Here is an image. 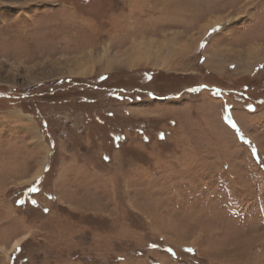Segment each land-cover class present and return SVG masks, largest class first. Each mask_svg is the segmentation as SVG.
<instances>
[{"label":"rangeland","instance_id":"obj_1","mask_svg":"<svg viewBox=\"0 0 264 264\" xmlns=\"http://www.w3.org/2000/svg\"><path fill=\"white\" fill-rule=\"evenodd\" d=\"M146 68L181 88L123 100L127 88L116 98L62 84L106 75L94 85L130 77L131 86ZM93 112L156 128L125 129L107 158L100 149L101 175L99 145L86 144V186L70 193L86 196V211L53 197L54 168L33 188L38 206L22 204L27 184L0 179V264H264V0H0L4 137L45 130L57 163L60 144L69 150L70 136L88 135ZM64 118L74 123L67 139L57 134ZM6 152L14 159L4 163L24 156L12 176L30 171L35 149Z\"/></svg>","mask_w":264,"mask_h":264},{"label":"crops","instance_id":"obj_2","mask_svg":"<svg viewBox=\"0 0 264 264\" xmlns=\"http://www.w3.org/2000/svg\"><path fill=\"white\" fill-rule=\"evenodd\" d=\"M98 65V62H97ZM4 124H2L3 127ZM10 126V127H9ZM6 128L11 129V125H9ZM16 135L20 136V134H24L22 136V139L17 137H4V133L1 132L0 128V164L3 166L4 171L0 173V179L3 180V183H7V179L10 178V180H21L23 183L30 185L32 183H35L37 181H40V178L46 174V171L48 172L47 166H48V160L50 155V145L45 139V135L43 131L41 130H34L31 129L29 131L27 130H16ZM83 135H80L77 137L70 136V140L75 146H71L69 150L65 149L64 146L60 144L59 146V160L57 164L54 167V174H53V197L56 199L57 202H60L64 205H67L72 210H75L76 208H84V211H86V204L80 205V202L78 200H81L86 202V196L84 197H78L71 196L70 193L72 190H78L82 187L86 186V144L90 145V139L88 135L86 134V130L82 133ZM16 139V140H14ZM32 143H29L31 142ZM24 143L31 146L33 149H35V160L32 165V168L30 171L23 176L14 177L11 175L12 173V166H21L23 162L24 156H15V159L18 160V163H4L2 161L3 157L10 156L12 157V153L6 152L10 151L12 148H19ZM100 146V144H97ZM99 146L93 147L94 155L96 159L95 167L97 168V172L99 175H101V172L104 167H101V161L98 160V156L100 155V149ZM101 147V146H100ZM80 150L79 153H82V155H78L77 152L74 150ZM81 156L82 158H80ZM14 159V158H13ZM89 163H93V161H88ZM43 165V166H42ZM94 167V164H93ZM7 171V172H6ZM50 171V170H49ZM98 175L97 173H94ZM92 181L97 182L98 186H101V181L95 180L97 178L95 175L92 176ZM81 179V180H80ZM84 180V182H82ZM62 181H64L62 183ZM84 185H83V184ZM96 183V184H97ZM103 184V183H102ZM60 185V189H58V186ZM81 186V187H80ZM86 188V187H85ZM86 193V189L83 190V193ZM37 196L34 194V198ZM40 199L39 197L37 198ZM48 199V198H47ZM36 200V198H35Z\"/></svg>","mask_w":264,"mask_h":264},{"label":"trees","instance_id":"obj_3","mask_svg":"<svg viewBox=\"0 0 264 264\" xmlns=\"http://www.w3.org/2000/svg\"><path fill=\"white\" fill-rule=\"evenodd\" d=\"M124 75H127L128 72H122ZM153 75H157V81L154 79ZM131 76H136L139 77L140 80H135L133 84L130 86V81L128 79L130 77H124L120 78V83L119 87H111L109 85H102L100 87H96L95 81H105L108 77L104 75L102 78L99 79H88L86 82L84 80H79V79H64L62 84L67 87L71 88L74 87L76 84H79L80 86L86 87V89L93 91V93H97L99 91H107L113 95H115L116 98H119L118 95L120 92H123V89L127 88L130 90L128 92L127 96L123 98V100L127 97L130 96L132 99H141L144 97L146 94L149 95H156L154 93V89L158 92L162 89H167L169 91H172L175 87L181 88V82H177L176 79H174L173 74H168L164 72H157L154 74L153 71H150L148 68L143 69V70H136L134 74ZM94 80V81H91ZM90 81V82H89ZM182 81V80H181ZM175 83H178L176 86ZM56 83H49V87H53L52 85ZM127 84V86L125 85ZM152 86V90L149 92L148 90H144L146 86L150 85ZM42 88H45L44 86H40ZM10 93L3 94L2 93V98L4 100H13L12 97L9 96ZM159 95V94H158ZM70 96V95H68ZM71 97L68 98L70 100ZM154 120H144V119H134L131 117H128L124 113H119L115 114L112 112H101V113H92L91 118H86L85 120V126L88 127V135L90 138V141L92 144L97 143L100 144L101 150H102V156L104 158H107L108 153L112 151L113 147H118L123 143L124 140V130L129 129L131 131H135L138 134H145L147 135V132H150L151 128L154 127L156 128V124L153 125ZM45 135H46V140L50 138L49 134L45 130H42ZM50 145V156H49V161H48V172L46 171V174L51 171L55 167L57 163H55L54 159L55 158V148L53 149V146L48 142ZM53 144V143H52ZM55 151V152H54ZM53 160V161H52ZM105 160V159H104ZM50 170V171H49ZM44 174L41 178L40 181H37L35 183H32L28 185L27 187H24L23 189V194H22V204H24V200H26V204H32L38 206L33 200L34 199V192L33 188L39 185L41 183V179L44 178L46 175ZM37 190V188H36ZM41 191V190H40ZM39 191V192H40ZM32 192V194L28 195V193ZM33 196V198H32ZM19 201V200H18Z\"/></svg>","mask_w":264,"mask_h":264},{"label":"built area","instance_id":"obj_4","mask_svg":"<svg viewBox=\"0 0 264 264\" xmlns=\"http://www.w3.org/2000/svg\"><path fill=\"white\" fill-rule=\"evenodd\" d=\"M63 123L65 125H67V129H62L60 130L57 134L60 138H64V139H67L68 137V133H69V128H73L74 127V123L72 120H70L69 118H64L63 119ZM78 133H82L83 132V127L80 126L79 128H77L76 130Z\"/></svg>","mask_w":264,"mask_h":264},{"label":"bare ground","instance_id":"obj_5","mask_svg":"<svg viewBox=\"0 0 264 264\" xmlns=\"http://www.w3.org/2000/svg\"><path fill=\"white\" fill-rule=\"evenodd\" d=\"M166 43V41H164V44ZM170 45H168L169 47L167 48L168 50H171V49H174L175 48V45H174V42H173V40L172 39H169V42H168ZM151 45L153 44L152 43V41H151V43H150ZM140 45H143V43H141ZM153 46V45H152ZM162 46L163 45H156V46H153V47H155V50H154V52H159V51H161L162 50ZM118 47V46H117ZM141 47V46H140ZM165 47V46H164ZM146 51H147V49H146ZM179 51V50H178ZM148 54H150V52H148ZM138 56H139V53L137 54ZM142 55V54H141ZM147 55V54H146ZM141 57H143V56H141ZM140 59V58H139ZM167 62H169V61H171V59L170 58H168V56L167 57H165L164 58ZM43 166V165H42ZM20 243V241L19 240H15L14 241V243H13V247L12 248H15L18 244Z\"/></svg>","mask_w":264,"mask_h":264},{"label":"snow or ice","instance_id":"obj_6","mask_svg":"<svg viewBox=\"0 0 264 264\" xmlns=\"http://www.w3.org/2000/svg\"><path fill=\"white\" fill-rule=\"evenodd\" d=\"M231 24V21L225 22L223 25L222 24H216L213 28L209 29V32H215V31H219L222 28L228 27ZM203 46V45H202ZM189 251H192L191 249H189Z\"/></svg>","mask_w":264,"mask_h":264}]
</instances>
